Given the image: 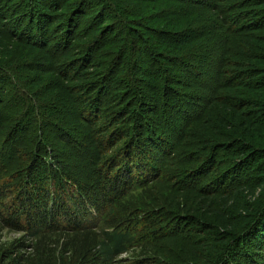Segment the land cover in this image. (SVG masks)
Returning <instances> with one entry per match:
<instances>
[{
	"label": "trees",
	"instance_id": "1",
	"mask_svg": "<svg viewBox=\"0 0 264 264\" xmlns=\"http://www.w3.org/2000/svg\"><path fill=\"white\" fill-rule=\"evenodd\" d=\"M21 67L55 79L0 111V264H264V0H0Z\"/></svg>",
	"mask_w": 264,
	"mask_h": 264
},
{
	"label": "rangeland",
	"instance_id": "2",
	"mask_svg": "<svg viewBox=\"0 0 264 264\" xmlns=\"http://www.w3.org/2000/svg\"><path fill=\"white\" fill-rule=\"evenodd\" d=\"M136 2V1H135ZM130 4H132L131 2H129ZM134 3V2H133ZM137 4H141V3H137ZM135 5V4H134ZM136 7H137V5H135ZM144 6V5H143ZM144 7H147V6H144ZM142 11V10H141ZM116 15H118V16H116ZM119 17V20L121 21H119L118 19V23H120V25H121V27L119 28V34H122V33H124V30H126V26H123L122 27V22H128L129 20H131V19H134V17H132V16H128V18L126 19V17L125 16H123L122 15V11L120 12L119 10H117V12L113 15V17ZM153 18V17H152ZM145 21H146V23H147V25L148 26H151V27H156V25L158 24L157 23V21L158 20H156V18L154 17L152 20H149V19H147L146 20V17H144L143 18ZM111 23H107V26L110 28V29H113V28H115V22H113V21H110ZM127 25V24H126ZM84 26V25H83ZM84 28V27H83ZM126 35V36H125ZM125 35L124 36H122V38H126L128 35H127V32H125ZM122 38H120L121 39V41H122ZM20 49V47H18L17 46V50H19ZM31 52H33V50L32 49H30V53ZM37 54H40L38 51L36 52ZM31 56H34L35 57V55H31ZM144 55H142V54H137V55H134L133 54V52H130L128 55H127V61H129V62H131L132 63V69H133V71H132V76L133 77H135L136 79H138L139 81H142V80H144V81H148L149 79H146V77H145V72L143 73L142 71H150V69H148L147 68V66H146V63H145V61H144ZM29 63H31V61L29 62ZM24 64L26 65L27 63L26 62H24ZM23 65V64H22ZM166 68H170L171 66H166V65H164ZM106 69H108V68H106ZM6 71V70H5ZM128 72H129V67H128V69H126L125 70V68L124 69H122V78H124V82H123V84H121V83H116V81H113V82H111L108 86H109V88H108V93H107V96H105L106 98H105V100L109 103L110 101L109 100H111V95H116V94H118L117 92L118 91H121L122 89L123 90H126V88H128V87H130V85L132 84V82L129 80V76H128ZM8 76H10V80L12 81V84L11 83H9L6 87H7V89L5 88V86H2L1 88H0V98H1V94L3 95L4 93H5V95L7 96H5V99H4V103H2L1 101V103L2 104H0V111H2V109L4 108V106L3 105H5V104H11V102L13 101L12 99H13V97L14 98H20L19 96H17V95H19L18 94V90H17V88L18 87H15V85L14 84H16V82L21 78L22 80H27L28 81V83H29V88H31L32 90H33V92H29V93H27V97H29V98H31L32 96H33V102H36L37 103V100L38 99H41L39 96H41V95H46L45 93H46V86H44V85H42V83H41V80L40 79H42V78H44V79H47V80H51L52 78L53 79H55V75L54 74H47V73H45V72H42V70H38V69H36V70H32V71H30V70H27V69H25V68H20V74L21 75H18V76H20V77H17V76H15V75H11L8 71H6L5 72ZM53 75V76H52ZM1 77V76H0ZM46 82V81H45ZM6 83V80H1L0 79V84H3V85H6L5 84ZM120 84V85H119ZM134 85V84H133ZM140 85H141V83H140ZM6 89V90H5ZM180 91V90H179ZM35 94V95H34ZM49 99H50V97H49ZM103 99H104V97H103ZM104 100V101H105ZM37 106H38V104H37ZM69 112H71V113H73V112H76V107L73 105V104H71V106H70V109L68 110ZM68 112V113H69ZM171 119H172V121L173 122H175V120H176V117L175 116H173L172 115V117H171ZM82 125V124H81ZM82 127H84L83 125H82ZM156 130V129H155ZM57 132V131H56ZM55 131H53V133H54V137H57L58 135H57V133H56ZM166 133V132H165ZM164 133V134H165ZM169 138H171L173 135H174V133H173V130H169ZM168 133H166V134H168ZM173 138L174 137H172L171 139H169V141L170 142H173ZM58 139H60L59 137H58ZM62 149H64L65 150V152H73V153H75L76 151L75 150H73L74 148L73 147H71L70 145H68L67 147H65V146H63L62 147ZM160 187H163V186H160ZM6 235V239H8V240H10V241H13V240H15V239H17L18 237H19V235H16V234H9V233H6L5 234Z\"/></svg>",
	"mask_w": 264,
	"mask_h": 264
}]
</instances>
